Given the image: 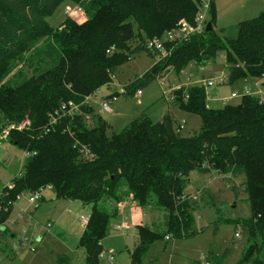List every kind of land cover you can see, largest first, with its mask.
Instances as JSON below:
<instances>
[{
    "label": "trees",
    "instance_id": "16d2710c",
    "mask_svg": "<svg viewBox=\"0 0 264 264\" xmlns=\"http://www.w3.org/2000/svg\"><path fill=\"white\" fill-rule=\"evenodd\" d=\"M83 1L0 0V115L8 125L29 121L27 129H11L7 139L27 157L19 174L0 191V232L5 234V222L20 194L49 186L55 198L90 207L78 247L84 250V264H98L110 218L117 212L98 205L128 197L165 216L162 233L136 227L130 264H142L155 242L195 234L183 194L191 171L243 173L250 209L244 224L251 237L236 264H264V101L243 94L236 104L210 108L204 87L174 90L173 104L200 118L199 131L191 136H181L169 114L157 122L142 114L108 135L100 116L92 123V104L80 105L73 115L59 107L68 100L79 104L88 95L96 98L97 90L112 82L115 68L140 52L156 60L122 92L132 94L170 68L181 75L192 63L212 61L218 51L224 52L228 82L253 77L264 85V13L216 31L211 0L212 30L166 43L169 55L160 59L145 42L180 19L193 23L200 0H88L86 19L69 16L60 28L49 23L58 6ZM43 44L58 53L53 65L19 84L5 81L15 63L26 61L31 51L39 53Z\"/></svg>",
    "mask_w": 264,
    "mask_h": 264
},
{
    "label": "rangeland",
    "instance_id": "374dc122",
    "mask_svg": "<svg viewBox=\"0 0 264 264\" xmlns=\"http://www.w3.org/2000/svg\"><path fill=\"white\" fill-rule=\"evenodd\" d=\"M212 1L215 12L213 26L217 31L234 27L243 20L264 13V0ZM85 2L63 3L48 18L49 23L62 27V20L71 16L65 15V10L74 5L82 9L83 14L79 19H86L89 13L84 9L87 4ZM206 19L207 22L210 20V12ZM43 45L39 53L31 51L26 55V61L15 63L5 81L16 85L53 65L58 53L55 48ZM223 56L224 52L218 51L212 61L202 65L192 63L184 69L190 73V81L199 87L200 79L217 78L220 74L226 77L222 84L204 88L208 107L221 108L225 104H236L244 91L264 101V98H260L264 97V85L257 78L246 77L228 82V69ZM155 60L145 52H140L118 65L113 72L112 82L95 93L99 99L107 100L112 112L109 114L101 111L98 105L100 101L92 104L95 114L92 123L96 121L97 115L100 116L106 122L107 134L111 135L123 130L142 114L152 122L161 121L164 115L169 114L174 129H179L181 136L197 133L201 125L200 118L179 110L171 100V96L174 97L171 87L174 83L184 82L186 75H177L170 68L154 82L141 88L142 94L136 95V89L132 94L122 92L127 82L142 74ZM201 66H204L203 70H200ZM231 93L236 97L228 99ZM219 98L228 100L222 103L218 101ZM68 102L73 101H64L59 107ZM7 125L8 122L0 115V133ZM26 157L24 151L9 140L1 141L0 191L19 174ZM243 184V173L219 176L191 171L183 194L191 207L195 234L188 239L155 242L142 264H193L195 261L203 264H236L251 237V232L244 224V220L250 217V209ZM41 196L34 203L28 201L27 193L17 197L5 222V234L0 232V264H84V250L78 247V239L83 231L81 219L90 212V207L77 201L55 198L54 190L49 186L43 189ZM120 202V207L110 200H103L98 205L108 212L117 209L116 214L110 218L106 237L102 241L98 264H130V253L137 244L138 225L148 226L161 233L165 231V216L161 210L141 207L128 197ZM123 222L129 225V229L121 232L118 227ZM259 239L257 236L258 242ZM108 255L113 257L112 261Z\"/></svg>",
    "mask_w": 264,
    "mask_h": 264
},
{
    "label": "built area",
    "instance_id": "2783aa9c",
    "mask_svg": "<svg viewBox=\"0 0 264 264\" xmlns=\"http://www.w3.org/2000/svg\"><path fill=\"white\" fill-rule=\"evenodd\" d=\"M210 4H211V0H200V5L198 7V10L195 14L193 23H189L184 19H180L176 26L173 27L170 30L164 31L160 36H155L151 39H148L145 42V47L149 50H151L152 52H156L157 53V58H165L166 56L169 55V51L166 49L165 44L166 43H175L178 41H182L184 39L189 38L192 35L195 34H200L205 30L206 27V23H207V19H206V15L210 10ZM82 13V9L78 6V5H74L71 8H68L65 10L64 14L65 15H71V16H80ZM74 14V15H72ZM181 75H186V79L184 82H180L179 84L174 83L173 87H171V90H178L181 88H187V86H192L195 83L192 81H190V75H188L185 71H182ZM226 77L224 76V74H220V76L216 77H210L207 79H200V81L198 82V84H200L202 87H212L216 84H222L224 82V79ZM136 95H140L142 93L141 88L136 89L135 91ZM243 94H250L247 91H244ZM236 97V95L234 93H231L228 99L234 98ZM227 99V100H228ZM227 100H225V98H219V102H226ZM98 103V100L96 98H94V95H88L84 97V100L79 103H73V102H68V104H63L62 106H60V109L63 113L68 114V115H73L75 113L80 112V105L82 104H96ZM99 107L101 109V111L105 112V113H110L111 112V108L110 106L107 104L106 101H101L99 102ZM51 122L54 123L55 122V117H51ZM29 126V121L28 120H22L19 123H17L16 125H8L7 127H5L4 129L1 130L0 133V143L1 141L7 140L9 137V132L11 129H25L28 128ZM181 127V126H180ZM26 155V154H24ZM44 188H40L39 190L33 192V193H27L28 194V201L30 203H34L36 201H39V199L42 197L41 193L43 191ZM88 220V216H85L81 219V223L83 225L86 224ZM129 229V225L125 222L121 223V225L118 227V230H120L121 232L125 231ZM108 259L110 261H112L113 257L111 255H108Z\"/></svg>",
    "mask_w": 264,
    "mask_h": 264
},
{
    "label": "crops",
    "instance_id": "0c3cea01",
    "mask_svg": "<svg viewBox=\"0 0 264 264\" xmlns=\"http://www.w3.org/2000/svg\"><path fill=\"white\" fill-rule=\"evenodd\" d=\"M213 29L216 30V29L214 28V26H213ZM216 31H217V30H216ZM194 69H195V68H194ZM203 69H204V66H201L200 70H203ZM200 70H199V71H200ZM199 71H197V73H196V72H195V73L198 74ZM187 74L189 75L190 73H187ZM257 79H258V78H257ZM258 80H259V82L261 83V79H258ZM110 83H111V82H110ZM110 83H109V84H110ZM261 84H262V83H261ZM106 86H108V85H106ZM123 87H124V86H123ZM118 93H122V92L118 91ZM141 94H142V93H141ZM250 94H251V93H250ZM255 94H256V92H255ZM258 94L260 95V92H258ZM108 98H109V97H107V99H108ZM260 98L262 99V98H264V97H261V96H260ZM96 99H97L98 101H100V102H101V101H106V102H107V100H105V99L101 100V99H99L98 97H96ZM96 104H98V103H96ZM98 105H99V104H98ZM91 106H92V105H91ZM111 112H112V111H111ZM111 112H110V113H111ZM110 113H109V114H110ZM93 114H94V113H93ZM178 131H180V130L178 129ZM185 198H186V197H185ZM77 202H78V201H77ZM79 203H80V202H79ZM80 204H81V203H80ZM81 205H82V204H81ZM117 205H118V207H120L119 205H121V202H120V204L118 203ZM88 214H89V212H87V215H84V216H88ZM83 228H84V225H83ZM82 230H83V229H82ZM136 236H137V235H136Z\"/></svg>",
    "mask_w": 264,
    "mask_h": 264
},
{
    "label": "water",
    "instance_id": "95a60500",
    "mask_svg": "<svg viewBox=\"0 0 264 264\" xmlns=\"http://www.w3.org/2000/svg\"><path fill=\"white\" fill-rule=\"evenodd\" d=\"M205 30H206V31H210V30H212V26H211V23H210V22H208V23L206 24ZM38 239H39V237H37V240H38ZM19 244L22 245L21 242H19Z\"/></svg>",
    "mask_w": 264,
    "mask_h": 264
},
{
    "label": "bare ground",
    "instance_id": "6f19581e",
    "mask_svg": "<svg viewBox=\"0 0 264 264\" xmlns=\"http://www.w3.org/2000/svg\"><path fill=\"white\" fill-rule=\"evenodd\" d=\"M207 23H208V22H207ZM207 23H206V24H207Z\"/></svg>",
    "mask_w": 264,
    "mask_h": 264
}]
</instances>
